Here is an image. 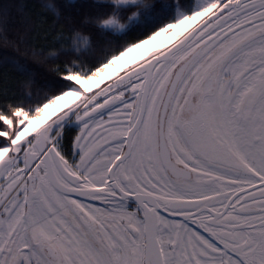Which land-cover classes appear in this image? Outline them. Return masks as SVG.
<instances>
[{"label": "snow or ice", "instance_id": "obj_1", "mask_svg": "<svg viewBox=\"0 0 264 264\" xmlns=\"http://www.w3.org/2000/svg\"><path fill=\"white\" fill-rule=\"evenodd\" d=\"M0 39V264H264V0H0Z\"/></svg>", "mask_w": 264, "mask_h": 264}, {"label": "trees", "instance_id": "obj_2", "mask_svg": "<svg viewBox=\"0 0 264 264\" xmlns=\"http://www.w3.org/2000/svg\"><path fill=\"white\" fill-rule=\"evenodd\" d=\"M58 2H62V0H58ZM15 36V24L13 21H9L8 27H7V37L8 39H13ZM0 51H3V40L0 39ZM11 51V49H9Z\"/></svg>", "mask_w": 264, "mask_h": 264}, {"label": "rangeland", "instance_id": "obj_3", "mask_svg": "<svg viewBox=\"0 0 264 264\" xmlns=\"http://www.w3.org/2000/svg\"><path fill=\"white\" fill-rule=\"evenodd\" d=\"M160 40H166V39H168V37L167 36H161L160 38H159ZM146 48H151L152 47V45H147V46H145ZM143 51V49H141V50H136V51H134L133 53H134V58H131V59H129V60H132V59H139L140 58V53ZM133 56H131V57H133ZM120 71V69L119 68H116V69H109L108 70V73L110 74V75H112V74H115V73H117V72H119Z\"/></svg>", "mask_w": 264, "mask_h": 264}, {"label": "bare ground", "instance_id": "obj_4", "mask_svg": "<svg viewBox=\"0 0 264 264\" xmlns=\"http://www.w3.org/2000/svg\"><path fill=\"white\" fill-rule=\"evenodd\" d=\"M133 55H134V53H130V54H129V57H128L127 59L129 60V59H131V58H134ZM131 56H133V57H131Z\"/></svg>", "mask_w": 264, "mask_h": 264}]
</instances>
